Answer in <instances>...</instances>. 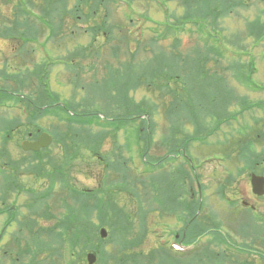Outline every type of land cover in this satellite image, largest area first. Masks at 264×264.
<instances>
[{"label":"rangeland","instance_id":"374dc122","mask_svg":"<svg viewBox=\"0 0 264 264\" xmlns=\"http://www.w3.org/2000/svg\"><path fill=\"white\" fill-rule=\"evenodd\" d=\"M162 1L164 2V0ZM183 1H189L191 4L186 8L182 4L185 3ZM229 1L235 3L231 8L227 3H220L218 0H206L205 3L199 5L194 0H170L165 4L162 3V6L166 8V11H164L156 0H129V4H127L128 0H83L80 3L79 0H53L52 3H49L51 6L47 9L45 7L49 4L46 5L45 0H31L29 9L32 14L26 15V17L32 27L36 26L39 30L36 39L24 44L16 36H12V39L8 36H4V39L0 37V71L6 73L5 77H1L0 72V86L5 83L6 88L8 85L14 86L15 88H10L13 93L23 91L26 95L33 94L29 98L34 99L37 95H35L37 86L42 82L46 84L45 97L56 100L55 106L59 104L68 108V112L72 111L76 114H78L77 108L80 112L87 108V112L92 117L98 116L100 118L109 116L110 112L111 114L124 113L125 109L123 108L116 110L122 105L130 104L132 107L140 105L132 114L141 115L144 122L140 119L135 123L128 124L127 121H123L122 124L115 122V125L122 126L116 130L111 129L113 126L111 128H102L95 125L91 127L92 132L99 131L102 135H105L103 130L107 131L109 129L110 131L103 140L98 138L100 153L98 155H104L109 160L112 158L114 162L115 157L119 155L123 157L124 163H114L110 160L113 165L106 166L104 169V165L99 158L97 161L94 160L93 163H89L87 155L80 157L84 160L78 159L67 162L66 172L67 174L70 173L72 183L77 189L93 192L101 188L103 189L101 197L108 199L111 205H118L124 215L127 213L126 221L130 227L127 226V228H123L124 230L121 228L112 229L109 226L110 223L116 225L114 222H118V218L112 217L111 220L114 221L105 226L109 234L103 241L99 237V229L102 226L97 229V226L102 223H99L97 213L93 216V235L95 236L93 243H97L106 252V257L111 258L108 260L109 264L115 263V261L118 262L119 257H124V255L125 257L126 255L129 257L136 255L138 257L137 264H144L139 261L143 258L147 260V257L151 260L152 254L154 256L153 262L148 264H224L219 253H214L210 248H204L202 244L199 245L196 252L187 251V241H184L182 244L183 249L180 251L171 248V242L174 239L169 235H172L180 227L177 228L175 225V219L171 217L169 208H167V213L160 209L159 204H156V206L155 203L151 204L148 194L144 191L145 188L142 187V182L147 180L145 177L149 175V172L140 175L144 169L140 158H142V144L143 147L146 146L141 137H145L143 133L147 128V123H149L148 129L151 128L150 133L154 132V134L152 137H148V140H151V145L147 152L152 158H162L160 161L163 163L162 167L156 168L158 173L172 174L176 166H179L178 164L183 161L178 159L173 163L172 160L169 162L167 160L172 152L177 151L178 148H185L191 154L195 168L201 164V167H198V174L204 187L214 190L221 183L227 184L226 187L229 188L251 187L249 183L250 173L255 167V162L263 159L262 156H256L255 154L264 150L263 142L258 140L254 144L250 142L249 145L245 144L244 146L243 143V147H234L235 142H232V144L224 142L227 138L222 133L240 129L242 125L251 128L250 125L253 126L254 119L263 114L261 109H257V105L264 101V0ZM35 3L37 6H32ZM15 5L16 0L11 5L1 3L2 18L15 19L14 15L17 14L14 10ZM77 5H79V11L72 12L73 7ZM53 6H57V11L62 13L60 19L58 15H51ZM226 7L230 9L228 14H226ZM214 8L219 10L218 14L208 15L207 17L200 15L201 12L215 10ZM191 11L196 12L197 15L185 17V14ZM141 14L148 19L143 20L140 18L138 21L137 17ZM131 18L132 21H130ZM44 19L48 26L42 23L41 20ZM59 23L62 26L61 30L51 35L54 25L56 26ZM197 23L199 25H196ZM201 24L202 27L204 25L207 27L206 33L198 28ZM7 25L0 22V33L10 32L4 27ZM138 26H141V35L137 30ZM167 26H172L174 30L182 26V29L179 33H176L174 30L166 28ZM155 32L159 35L158 38H161L160 36L163 33L167 34V38L156 39ZM209 34L213 40L221 41L223 52L217 48L219 43L214 41V43L205 42ZM139 36H141L140 47L136 43ZM127 37L130 38V42L124 41ZM176 37H178L180 43L174 48L172 42ZM37 45L42 48L43 53ZM93 46H95L93 52H89V49ZM209 48L214 52H218L222 57L217 58L214 56L212 59L210 56L205 60V57L200 56V54L210 50ZM28 52L29 56H26ZM247 53H250V55ZM80 54H83L84 57L82 56L81 60L79 58L76 61V64H79L78 66L69 62L70 59L80 57ZM174 55L176 57L181 56L177 65L173 63L175 75L172 78L167 76L169 78L168 83L166 78L160 76V79L158 77L154 85L149 87L147 85L149 79L145 76L148 74L149 68H143V66L149 62L151 63V61L156 63V60H159L160 62L162 56L177 60L173 57ZM46 56L47 59H44ZM157 56L160 59H156ZM197 57L200 58L196 63L203 68L199 71L201 74L195 76L196 80H193L194 78L190 75L194 74V69L191 67L192 58ZM251 57L254 71L252 72L251 79L253 80L250 87L249 84L247 86L245 84L250 82L246 76L250 72ZM42 63H44L43 67H46L42 72L49 75V77L37 82L35 76L30 78L29 75L37 72ZM206 72L209 74L208 77H205ZM17 73L27 75L26 83L28 87L23 90H18L20 83L16 86V83L10 79H14L16 76L12 75ZM214 73L218 77L211 78V74ZM10 74V77L7 76ZM192 81H199L200 84L198 87L189 86V89L188 85ZM33 82L35 85L38 83L36 88L35 85L34 87L29 86ZM206 82L210 84L207 85ZM168 89L177 92L176 98L185 97L186 99L187 94L191 92L190 94L197 96L201 102L207 101L209 97L216 95L222 97L229 93L231 94L228 99L230 103L227 109L224 108V111H228L230 115L225 116L227 120L220 126L219 132L206 137V132L197 129L194 124L191 125L188 120L189 116L186 115L185 110L187 109L180 107L178 102L176 108L173 106V104L175 105V98L169 94ZM185 103L189 104L188 102ZM23 108L20 104L9 102L8 105H4V108L0 107V119L5 118L12 121L18 118L20 120L17 123L19 126L26 125L28 112L24 111ZM52 109L55 108H50V110ZM205 122L211 123L208 130L212 129L213 122L210 118L206 117ZM35 123L42 128H47L49 131H66L65 125L60 123L56 114L45 115L36 120ZM66 125L74 131L76 128L78 129L73 125ZM261 128L262 126H258L256 130ZM24 129V126L16 129L13 136L8 138H4V131L0 130L1 155L5 157L6 154L7 158L12 156L15 159H19L21 156L24 157L20 148V142L24 138L22 132ZM138 129H143L142 133L138 132ZM253 129H255V126ZM176 130L179 132H175ZM201 132L203 133L201 134ZM199 136L204 142L198 143L189 140L190 137ZM250 138L252 139V137ZM57 143L59 144L54 145L52 149L54 152L52 156H58L59 150H61L60 142ZM62 146L65 147L64 142ZM73 151L70 152L73 153ZM65 154H68L66 149ZM4 161L5 159L2 157L0 160L1 168ZM229 173V180L226 178L224 180V177L228 176ZM124 174L129 175V184L132 183L131 177L143 179L141 183L137 184L139 196H134L129 192L130 189H126L127 184L122 178ZM193 179V182L192 179L190 180L193 187L196 188L197 184L194 176ZM137 181H141V179H137ZM168 182L165 179L166 190L169 185ZM18 184L25 188L38 187V190L43 189V187L46 189L49 185L47 180H38L29 175H19ZM0 186H2L1 177ZM58 188H56V191ZM15 194L7 197V203L9 205L15 204L19 208L18 218L22 219L27 214L25 203H27L29 196L25 192ZM170 204L168 200L165 206ZM50 205L57 219H61L67 212V209L59 207V205L53 206V203H50ZM116 210L118 209L113 208L112 211L115 212ZM56 218L52 220L41 217L36 218L39 221L36 230L39 227L53 229L52 237H56L55 232L58 231L57 228L59 229ZM5 219L6 215L0 216V229ZM233 224L237 225V223ZM15 232L16 227L9 228L3 243L6 244ZM44 233L47 235V231ZM227 234L231 237L240 235L237 229H234L233 233L227 232ZM164 238L169 240V244L162 246V243L165 242ZM138 239H140V244L136 246ZM219 239L218 233L215 234L214 240L219 241ZM46 240L45 236L44 241ZM130 242L134 245L133 248L128 249V246H131ZM120 248L124 252L118 254ZM262 249L264 251L263 247ZM66 250L68 251L69 248ZM0 254H2L1 251ZM69 255L70 253H66L67 258ZM12 258H14V255H12ZM57 263L72 264L63 257L59 258ZM132 263L134 264V262ZM79 264H84V261L79 260Z\"/></svg>","mask_w":264,"mask_h":264},{"label":"trees","instance_id":"16d2710c","mask_svg":"<svg viewBox=\"0 0 264 264\" xmlns=\"http://www.w3.org/2000/svg\"><path fill=\"white\" fill-rule=\"evenodd\" d=\"M83 1V0H80ZM79 1V3H80ZM175 1V0H174ZM195 3H197V5H199L200 3H205L206 0H194ZM1 3L4 4H13L14 0H0ZM53 0H46V3H52ZM185 3H182L186 8L189 4V1H183ZM218 2H222V3H227L228 0H218ZM0 3V4H1ZM31 4V0H19V2H16V5L14 7L15 12H17V14L15 13V19H9V18H2L1 14V8H0V22H2L4 25L8 24L7 26H4L6 28V30L10 31L9 33H0V37H4V36H8L10 39H12V36H16L19 37V40H22L24 42V44L29 43L30 40L35 39L38 36V32H37V27L34 26L32 27V25L30 24L29 20H27L26 15H28V10H26V5ZM230 5H233L232 3L228 2ZM219 5V4H218ZM51 5L49 4V7ZM215 9V8H214ZM217 9V8H216ZM209 10V11H205V13L201 12V16L203 17H207L208 15H215L219 13V10ZM58 7L53 6L52 7V16L55 12H57ZM72 12H78L79 11V5L74 6L73 9L71 10ZM208 12V13H207ZM212 12V13H211ZM229 10L226 9V14H228ZM96 13V12H95ZM94 13V14H95ZM197 15L196 12H190L188 14H185V17H191ZM214 19V17H213ZM212 19V20H213ZM9 20V21H8ZM8 21V22H7ZM103 22V21H102ZM199 25V24H196ZM23 27V28H22ZM199 27V26H198ZM166 28L174 30V28L172 26H167ZM182 29V26H179L177 28V30H174L176 33H179ZM59 28L54 27L53 30V35L57 33V31H59ZM155 38L156 39H165L167 38V34L163 33L160 37L158 38L159 35L157 34V32H155ZM4 39V38H3ZM124 41L126 42H130V38H125ZM136 43L138 44V47H140L141 45V40L139 38L136 39ZM154 43V42H153ZM180 41L178 39V37H176V39H174L172 45L174 46V48H176L179 45ZM155 44V43H154ZM213 55V56H212ZM200 56L205 57V60H207L208 57H212V59L215 57L220 58L222 57V55H220L218 52H214L212 49L207 50L206 52H201ZM159 56L156 57V59H160L161 61L159 62V60H156V63H153V61H151V63H147L146 65L143 66V68H149L148 70V74L145 75L147 76V78L149 79V81H147V85L149 87L153 86L155 83V80H157V78L160 76L163 78H166L167 83L169 81L168 77H173L174 76V65L173 63H175V65H177V63L179 62L178 59H180V57H176L175 55L173 57H175L177 60H173L172 58L168 59L165 58L164 56L158 58ZM200 57L197 58H192V69H194V74H190L192 76V78H194L195 76H199L201 73L199 71L202 70V66H199L196 62L199 61ZM202 58V57H201ZM204 59V58H202ZM195 60V61H194ZM218 61V59H217ZM183 62V61H182ZM164 63V64H161ZM165 64H168L167 66ZM171 66L170 68H167ZM40 69H42V67H39ZM74 69V68H73ZM150 71V72H149ZM159 71L160 74H159ZM109 72V69H108ZM107 72V75H108ZM211 78L214 77H218L217 74H211ZM209 74L206 72L205 77H208ZM137 78H138V74H137ZM140 78V77H139ZM142 80V77H141ZM193 80H196L195 78ZM201 81V80H200ZM18 83H20V87L18 90H21L22 88H26L28 87V84L25 81H19L16 79V86L18 85ZM188 84V83H187ZM200 84L199 81H192L189 86H194V87H198V85ZM207 85H209V82H206ZM39 91H37V97H35L34 99L29 98V97H25V98H17L16 102H23L27 105V107L29 108V111L32 112V114H28L27 115V124L25 126H29V125H34L35 121L40 119L45 111H41L40 107L45 103L44 98L42 97L45 90H44V84L41 83L39 84ZM43 87V89H42ZM190 89V87H189ZM155 90V89H154ZM169 94H171L172 96H174L175 98V105L173 104V106L176 108L178 103L180 104V107L182 106L183 109H187L186 111V115H188L189 117L193 118L194 124L196 125V122L199 121V116H202L204 113H208V115H212L213 112L212 110L214 109H227V107L229 106L230 101H228L229 96L231 94H225V96L222 97H218L213 96V97H209L207 99V101H200L197 96H192L189 92L187 94V98L185 99V97L182 98H176L177 96V92L176 91H171L170 89H168ZM13 93H9L5 90H0V106H2V104H4L5 102L8 101H12L13 100ZM42 95V96H41ZM181 95V94H180ZM216 98V99H215ZM177 99V100H176ZM185 99V101H184ZM211 100H215V101H211ZM49 104L53 103L55 100H51L48 99ZM194 101V102H192ZM178 102V103H177ZM181 102V103H180ZM185 102H188L189 104L187 105ZM191 102V105H190ZM197 102H199V104H197ZM205 103V104H204ZM146 104V103H145ZM144 104V105H145ZM51 105V104H50ZM213 105V106H212ZM52 106V105H51ZM49 106V107H51ZM85 106V105H84ZM138 106L132 107L129 105H122L119 106L118 109L119 110L121 108L125 109V112L122 114H116L113 113L111 114V112L109 113V116H107V118H110L112 120H109V122H107V124H109V126H113V130L119 129L120 127H122L121 125H115V122H119L120 124H122L123 121H127V124L130 123L132 120H134V115L132 114V112L134 110H137ZM77 111L79 112L78 114L75 115H66L64 122L68 125H73L74 127H77V125H80L82 127H78V129L76 128V130L74 131L71 128H68V126H66L67 131L64 133H61L59 130L55 131V137L57 142L59 141H63L65 144V148L66 151L68 152V156H71V161L76 158L79 154H81L80 150L82 149V145H86V149L88 151V154L90 156H95L97 154H99V149H98V138H100L101 140H103V138H106L108 136V134L110 133L109 130L104 131L105 135H102L99 131H95L92 132L91 127L94 125L100 126L102 128H105L104 126H101V123L96 122V120H99L98 116H94L92 117V115L90 113L87 112V108H84V110L82 112H80L79 108H77ZM138 115V114H136ZM171 115V114H170ZM182 116V115H180ZM213 117V116H210ZM18 118H16L15 120H7L5 118H1L0 122V130L5 131L6 134H10L12 133V131L14 130L13 128L18 125ZM95 121V122H94ZM21 124V123H20ZM87 127V128H85ZM148 125L147 128L144 131V136L145 137H141L142 141L144 140L146 146L144 145L143 147V151H144V155L146 157L147 160V164L148 166L153 167V169L147 170L149 172V175H147L145 177L144 182L142 178H136V177H131L130 180H132L131 184H129L128 182V174H124V176L122 177L124 179V182L127 184L126 189H130L132 194H134V196L138 195V185L139 183L142 182V187L144 189V191L148 194V198L151 201V204L155 203V202H159L161 203V205H163L164 203H166L168 200L170 201V174H157L154 171V166H155V161L156 158H152L148 155V149L150 148L151 145V140H148V137H152L154 132L151 134V128L148 129ZM81 128H85V129H81ZM74 150L73 153H71L70 151ZM83 156V154L81 155ZM29 162L26 160H20V161H10L9 165L11 166L13 173H15V177H16V181H18V175L20 173H22L23 171H26V173L28 172H32L37 176H46L49 177L50 179H54L51 177H55L57 179L53 180V182L56 181H61L62 187H61V191H63V194H60L57 198L59 199H64V195L66 194V200L64 201V205L67 208V213H65V216L62 220V224L58 225L59 229L57 228L58 231L55 232V236L56 237H52L53 236V229H49L47 231V235L50 238V241L48 242V250L50 252H58L60 250H62V248L65 246L66 243H70V245L73 248H78L80 250V252H85L87 249L91 248L92 242L95 238V236L93 235V229H94V221H93V216H95V214L97 213V217L99 219V223H102L101 225L97 226V229L99 228V226H106L108 223L114 221L111 220L112 217H116L118 218V222H114L116 223V225H112L110 223V227L112 229L116 228V229H122L124 230L125 228L130 227L129 224H127L126 221V214L124 215V213H122V209L119 208L118 205H111L109 203L108 199H104L103 197H101V192H103V189H99L96 193H81L79 191H77L75 188H73V186H70V181H69V174H67V172L64 170H66V167L68 166V163L65 162L64 160L62 162L55 160L53 161L52 159L49 160V162L45 161L43 158L39 159L37 164H30L29 167L27 166V163ZM124 163V159L122 156L117 155L115 157V162L114 163ZM48 164L53 165V168L50 170L48 169ZM113 164L111 163V166ZM152 170V171H151ZM130 172V171H129ZM159 177V178H158ZM137 179H141V181H137ZM165 179H167L169 182L168 188L166 190L165 187ZM13 181V176H10L7 180L5 179L4 184L2 186V188H9V186L11 185V182ZM161 183H164L162 185H160ZM133 191V192H132ZM149 191V192H148ZM65 192V193H64ZM33 198V202L34 205L31 208V211L33 212V214H36L37 217H42V218H46V219H52L53 216L51 215V212L49 210L48 207V202L47 199H50L51 193H44V194H38L39 196H37L35 193H31ZM45 195V196H44ZM150 195V197H149ZM139 196V195H138ZM68 199L71 200V202L68 201ZM113 208H116L118 210H116L115 212H113ZM162 210L164 211L165 209H163L162 206ZM167 211V210H166ZM71 213V214H70ZM70 214V215H69ZM125 220V223H124ZM123 222V223H122ZM32 232H33V236H34V242L36 243V237L41 236L43 234L44 231H34L35 226L37 225V223H32ZM132 226V225H131ZM124 228V229H123ZM142 237V236H141ZM98 238V237H97ZM99 240V239H98ZM99 242H101L99 240ZM124 243V242H123ZM140 244V239H138L136 241V246H138ZM60 245V247H59ZM131 246H128V249L133 248L132 246L134 245L132 242H130ZM59 248V249H58ZM97 251H99V253L101 254L100 258L101 264H109L108 260L111 258H107L106 257V252L103 249H100L99 246H97L96 248ZM40 251V250H39ZM119 252L123 253L124 250L123 249H119L118 250V254ZM154 257V256H153ZM152 257V258H153ZM138 259V257L136 255H131L130 257L126 255H124V257H119L118 262L115 261V263L112 264H133L132 262H134V264H137L138 261H136ZM141 264V263H140Z\"/></svg>","mask_w":264,"mask_h":264},{"label":"flooded vegetation","instance_id":"af4514ba","mask_svg":"<svg viewBox=\"0 0 264 264\" xmlns=\"http://www.w3.org/2000/svg\"><path fill=\"white\" fill-rule=\"evenodd\" d=\"M33 139V135L31 136ZM185 148L178 149L174 158L182 159L183 162L173 170V216L175 223H180L179 232L174 233V238L181 245L187 241L188 247L193 251L196 243L207 239L204 248H215L209 242L214 239L215 234L213 223H218L219 249L224 264H264V194L258 195L253 192L252 187H226L227 184H220L212 190L201 187L194 188L193 169L191 156ZM264 177V161L255 162V167L250 173ZM230 175L226 178L229 180ZM225 180V178H224ZM14 218V217H13ZM6 223H26L25 220L10 219ZM233 223H237L235 226ZM234 229L240 235L231 237L227 232L233 233ZM29 229L22 230L19 236L11 238L7 247L2 248L0 264H7L5 257L9 251L16 249V255L9 264H42L34 260L33 255L25 250H19L17 240L28 234ZM1 247V246H0ZM197 249L195 250V252ZM13 254V252H12ZM59 257L53 258V264H58ZM87 264L86 258H81ZM78 260V257L76 258ZM64 264V263H62ZM79 264V262H78Z\"/></svg>","mask_w":264,"mask_h":264},{"label":"water","instance_id":"95a60500","mask_svg":"<svg viewBox=\"0 0 264 264\" xmlns=\"http://www.w3.org/2000/svg\"><path fill=\"white\" fill-rule=\"evenodd\" d=\"M52 138L48 134H42L38 141L36 142H29L24 141L22 143V148L24 150H34L38 151L40 148L47 147L51 143ZM264 178L253 176L252 177V186L255 192L262 194L263 191L261 189L264 186ZM101 236L102 238H105L107 236V231L105 229H101ZM89 264H94L96 261V255L95 254H89L88 255Z\"/></svg>","mask_w":264,"mask_h":264}]
</instances>
